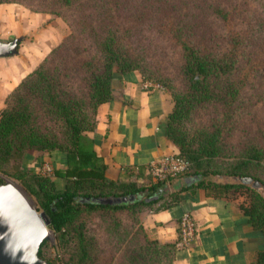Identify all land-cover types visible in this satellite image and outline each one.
Wrapping results in <instances>:
<instances>
[{"label":"trees","instance_id":"16d2710c","mask_svg":"<svg viewBox=\"0 0 264 264\" xmlns=\"http://www.w3.org/2000/svg\"><path fill=\"white\" fill-rule=\"evenodd\" d=\"M51 1L55 2L57 12L49 7L38 12L61 18L70 27L71 33L52 50L51 56L44 63L21 80L0 111V171L3 170V165L9 162L16 163L17 171L19 161L25 157L26 150L59 151L63 154L64 166L54 169L52 177L66 180L64 188L56 189L53 180L42 176H37L38 180H35L34 186L35 193H40L37 196L36 207L46 214L49 219L48 227L58 239H66L73 245V254L70 255L72 264H112L115 259L114 242L118 237L117 233L113 235L112 252L110 251L106 257L100 254V249H95L93 235L87 233L88 222L93 212L104 213L107 221L109 220L107 224L109 228L118 224L119 220L116 218L118 212L136 218L139 211L153 208L155 204H158L156 209H168L178 199L176 192L162 196L164 182L144 187L131 182L108 180L104 175L105 167L101 158L96 156L92 142L83 135L94 128L97 107L112 97L114 62L123 75H129L128 72L133 68L129 60L121 55L120 47L149 32L148 27L152 31L154 23L167 17L176 20L170 21L175 27L167 32L182 43L185 57L183 73L190 81L192 94L189 100L185 98H181V101L174 100L173 108L162 126L163 134L177 147L178 156L189 163L188 170L183 175L197 176L200 179L197 185L204 188L206 193L229 198V190L231 192L243 190L239 196L245 200L238 207L252 230L258 232L263 241V248L257 252L255 260L250 264H264V200L251 188L235 184L231 180L224 182L227 184L205 181L202 159L204 157L211 159L214 155L219 132L217 131L215 135L207 129L206 138H200V142L195 146L194 135L190 137L181 124L188 104L208 101L210 92L216 94L209 89V86L213 85L209 84L207 79L218 77L224 72V68L229 69L228 64L223 65L222 58L200 55L182 40L180 31L186 24L187 14L200 8L206 0ZM0 3H21L30 11L37 12L31 10V4L25 0H0ZM63 10L70 13L65 14ZM167 32L164 35L168 34ZM88 43L98 47L102 67L91 74L86 97H79L83 94L77 95L76 92L63 88L61 77L64 78L66 74L63 72L65 68L62 61L63 59L75 61L71 52L73 48L86 52L85 46ZM82 63L84 64V61ZM195 76L197 79H194ZM142 82L159 86L144 78ZM44 119H49L60 130V136L53 131H43ZM62 138L64 140H61ZM261 155L260 150L251 149L244 159L249 161L253 160V157L260 158ZM35 173L40 175L36 171ZM225 173L231 176H249L258 180L249 173L240 171L239 166L235 169L230 167ZM85 188L88 191L84 190ZM137 193H146L147 197L158 195V198L149 202L136 201L130 205L117 206L76 202L78 197L107 198ZM140 226L144 230L141 222ZM144 234L148 237L147 231ZM150 239L152 240L149 241L146 251L151 245L161 247L165 256L175 260V243H161L153 237ZM110 243L111 241L107 242ZM44 244L45 241L40 244L37 256L48 264H53V261L42 257L41 249ZM141 257H135L130 262L140 264Z\"/></svg>","mask_w":264,"mask_h":264},{"label":"rangeland","instance_id":"374dc122","mask_svg":"<svg viewBox=\"0 0 264 264\" xmlns=\"http://www.w3.org/2000/svg\"><path fill=\"white\" fill-rule=\"evenodd\" d=\"M25 1L31 4V10L37 12L30 11L21 3H0V45L15 42L12 54L0 56V111L21 80L44 63L51 56L52 50L71 33L70 27L61 18L38 12L47 7L57 12L55 2ZM63 12L70 13L68 10ZM39 17L43 18L42 22ZM185 19L186 24L180 31L182 40L200 55L222 58L223 65L228 64L229 68H224V72L218 77L207 79L213 85L209 89L216 94L210 92L208 101L188 104L181 119L188 135H194L195 146L200 138H206V131L209 130L208 132L215 135L219 132L214 155L211 159H202L204 180L227 184L224 182L236 176L225 173L226 170L239 166L240 171L261 181L264 188V0H206L200 8L187 14ZM172 20L176 22L174 18L167 17L154 23L152 31L148 27L149 32L124 43L120 52L133 67L128 74L135 73L141 79L159 84L158 87L174 103L175 99H191L192 90L189 79L183 73L185 57L182 43L167 32L175 27L170 22ZM58 24H62L67 34H61L54 44L56 27L62 31ZM166 32L168 34L164 35ZM85 49L86 52H80L79 48H73L71 52L76 60L62 61L65 68L63 72L66 74L64 78L61 77L63 88L76 92L77 95L83 94L79 97H86L91 74L102 67L98 47L88 43ZM17 66L26 71L21 79L16 74ZM112 69L113 79L123 75L117 68V63L114 62ZM42 128L44 132L60 134V130L49 119L42 121ZM251 149L260 150L262 155L246 161L244 158ZM25 154L19 161L17 171L16 163L3 165V170L0 171V187L16 188L32 207L41 212L36 207L37 196L40 194L35 193L34 183L38 180L37 176L53 180L58 190L64 188L66 180L54 179L52 173L36 175L35 168L47 163L53 172L60 168L63 154L59 151L34 149L26 150ZM84 190L88 191L86 188ZM230 192L229 199L236 200L241 197L240 203L245 200L239 196L240 192L243 193L242 189L231 194ZM261 194L259 196L264 200V189ZM140 215L141 211L136 218L118 212V224L107 228V216L93 212L87 233L93 235L95 249H100V254L106 257L112 252L113 235L117 233L118 237L114 242L115 259L112 264H132L130 261L138 256H142L140 264H174V260L165 256L161 247L151 245L146 251L152 236L148 232L149 238L144 234L146 230L140 226ZM48 231V238L41 249L42 257L53 261V264H72V243L66 239H58L49 227ZM109 241L111 243L107 244ZM254 260L255 257L252 262Z\"/></svg>","mask_w":264,"mask_h":264},{"label":"crops","instance_id":"0c3cea01","mask_svg":"<svg viewBox=\"0 0 264 264\" xmlns=\"http://www.w3.org/2000/svg\"><path fill=\"white\" fill-rule=\"evenodd\" d=\"M58 26L62 31L54 29V44L61 34H67L62 24ZM16 71L20 79L26 73L18 66ZM143 84L135 73L114 78L111 99L97 107L94 128L83 135L101 158L108 180L147 187L156 184L147 173L148 164L178 154V149L162 130L172 101L158 86ZM59 166L63 168V161ZM185 177L164 182L162 196L176 192L178 199L168 209H156L158 204L144 209L140 215L144 229L161 243H176L178 220L181 214L190 213L195 236L188 248H176L174 264H250L263 248V241L238 207L242 198L208 194L197 183L185 185Z\"/></svg>","mask_w":264,"mask_h":264},{"label":"water","instance_id":"95a60500","mask_svg":"<svg viewBox=\"0 0 264 264\" xmlns=\"http://www.w3.org/2000/svg\"><path fill=\"white\" fill-rule=\"evenodd\" d=\"M12 41L0 45V56L13 53ZM197 176H186L185 185L196 184ZM231 182L251 188L261 194L264 189L258 180L249 176H236ZM163 194V192H162ZM158 195L146 196V193L130 194L121 197H78L80 204L130 205L136 201H153ZM49 219L44 212H38L28 200L12 186L0 187V264H48L37 256L40 244L48 238Z\"/></svg>","mask_w":264,"mask_h":264},{"label":"built area","instance_id":"2783aa9c","mask_svg":"<svg viewBox=\"0 0 264 264\" xmlns=\"http://www.w3.org/2000/svg\"><path fill=\"white\" fill-rule=\"evenodd\" d=\"M144 87L157 86L144 82ZM189 167V163L178 154L165 155L148 164L147 173L155 182H166L171 178L183 175ZM35 171L40 175L52 173V169L47 163L36 167ZM195 236V222L190 213L181 214L178 220V239L176 248L186 249L190 246Z\"/></svg>","mask_w":264,"mask_h":264}]
</instances>
